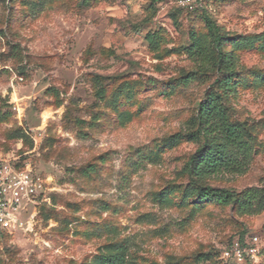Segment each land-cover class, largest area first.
Listing matches in <instances>:
<instances>
[{
  "label": "rangeland",
  "instance_id": "rangeland-1",
  "mask_svg": "<svg viewBox=\"0 0 264 264\" xmlns=\"http://www.w3.org/2000/svg\"><path fill=\"white\" fill-rule=\"evenodd\" d=\"M205 14L227 37L222 101L252 156L204 184L262 190L264 0H0V153L29 163L46 198L0 232V264H238L219 245L252 234L260 255L244 264H264L262 202L242 212L185 192L199 147L186 123L225 77L189 54L215 57Z\"/></svg>",
  "mask_w": 264,
  "mask_h": 264
},
{
  "label": "trees",
  "instance_id": "trees-1",
  "mask_svg": "<svg viewBox=\"0 0 264 264\" xmlns=\"http://www.w3.org/2000/svg\"><path fill=\"white\" fill-rule=\"evenodd\" d=\"M204 21L215 57L197 45L189 48L190 57L199 64L201 71H216L225 77L216 81L217 91L211 90L206 95L198 105L195 117L186 123L185 137L190 142L199 144V147L183 169L190 179V185L185 192L187 196H195L202 203L234 205L240 211L248 212L254 203L262 202L264 205V189L236 194L227 189L204 184L207 179L213 177L246 173L252 156L250 134L246 125L232 123L222 101L224 97L231 95L234 89V59L232 54L224 51L227 37L209 15H204ZM190 80V77L183 78L185 83ZM243 237L244 235H241L238 238Z\"/></svg>",
  "mask_w": 264,
  "mask_h": 264
},
{
  "label": "built area",
  "instance_id": "built-area-1",
  "mask_svg": "<svg viewBox=\"0 0 264 264\" xmlns=\"http://www.w3.org/2000/svg\"><path fill=\"white\" fill-rule=\"evenodd\" d=\"M199 0H181L184 6L192 7ZM44 181L29 163L0 153V232H11L29 225L36 213L30 209L44 203ZM262 239L257 234L245 235L219 245V250L227 262L244 264L256 261L260 255Z\"/></svg>",
  "mask_w": 264,
  "mask_h": 264
}]
</instances>
